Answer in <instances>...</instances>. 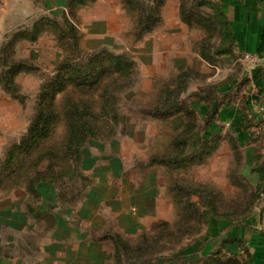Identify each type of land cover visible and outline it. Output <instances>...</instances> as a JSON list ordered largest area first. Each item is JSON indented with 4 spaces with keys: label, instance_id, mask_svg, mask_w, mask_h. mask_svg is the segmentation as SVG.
Here are the masks:
<instances>
[{
    "label": "rangeland",
    "instance_id": "rangeland-1",
    "mask_svg": "<svg viewBox=\"0 0 264 264\" xmlns=\"http://www.w3.org/2000/svg\"><path fill=\"white\" fill-rule=\"evenodd\" d=\"M184 1L193 13L191 22L185 24L193 37V51L199 57L194 56L191 67L167 69L163 75L150 81H142L136 58L140 49L137 42L141 40L136 39L134 34L137 11L126 9L123 14L116 15L119 22L113 26L117 32L122 25V35L108 40L110 47L99 48L132 57L136 64L134 83L118 94L119 124L112 131L103 128L100 135L86 142L84 148L90 153L91 144H105L119 134H135L138 131L136 135L140 146L132 158H136L135 163L139 161L140 166H145L140 163H144L142 161H146L152 153L166 159L177 157L175 165H160L164 177L163 195L166 197L161 205L163 218L139 234L127 237L130 247L144 241L141 239L143 234L150 236L156 233V224L167 223L166 228L172 235L163 237L158 247L167 250V257L182 250L185 256L186 249L196 240L200 241L210 232H218L215 239H221L214 250L221 248L220 252L208 258L198 256L194 263L251 264L247 250L237 254L226 249L228 244L242 241L226 235L250 218L254 221L253 231H264V67L260 66L261 70L252 74V67L263 65V61L258 54L239 50L232 34L233 41H226L214 30L218 10L213 6L216 3L230 23L224 0ZM201 1L204 5L200 6ZM69 2L34 0V11L17 15L15 22H10L9 15L0 11L2 196L15 185L23 187L24 183L34 179H51L54 177L51 168L55 175L57 172L65 175V179L58 178L63 188H67V193H72V181H75L74 188L77 190L84 180L79 171L73 175L71 161L62 162L68 131V118L62 111L50 136L29 150L24 143L37 113L43 86L54 77L64 59L68 57L74 61L77 58V49L72 47L73 36L77 37L85 53L95 50L92 46L96 40L89 35L94 26L99 25L90 14L89 6L92 4L77 10V17L73 19L77 31H72L65 20V16L73 18L69 13ZM34 28L35 39H14L16 34ZM219 47L226 51L217 55L215 48ZM202 50L213 58L209 61L203 59L200 55ZM18 62H24L27 68L15 72L14 64ZM184 72L187 75L180 77ZM253 79L254 83L258 80L262 83L255 84L262 89H257L254 94ZM64 99L65 91L56 95L57 107L62 108ZM175 100L183 109L181 114L172 120L173 116H170L160 124L146 126L147 136H144L141 132L143 121L152 118L146 114L147 109L154 105H171ZM93 109L100 113L98 106L93 105ZM130 120L135 121V125ZM100 123L103 124L102 121ZM182 139L186 140L183 142ZM71 176H74L73 180ZM2 234L6 238L7 233L3 229ZM152 253L146 257H157ZM184 256L176 261L181 262ZM125 260L124 264H127Z\"/></svg>",
    "mask_w": 264,
    "mask_h": 264
},
{
    "label": "crops",
    "instance_id": "crops-1",
    "mask_svg": "<svg viewBox=\"0 0 264 264\" xmlns=\"http://www.w3.org/2000/svg\"><path fill=\"white\" fill-rule=\"evenodd\" d=\"M179 4L178 0H165L161 22L137 42L142 81L161 76L167 69L191 67L194 56L199 57L193 51L187 25L180 20ZM34 6V0H0V11L9 15L10 22L23 12H33ZM89 7L99 25L89 35L96 40L93 50L110 47L108 40L118 38L123 30L119 25L116 32L113 26L119 22L116 15L126 9L121 0H95ZM224 9L238 49L258 54L263 61V65L252 67V74L258 72L260 66L264 67V0H224ZM255 84L262 83L252 80L253 94L262 89ZM130 122L135 125V121ZM162 122L144 119L141 132L147 136L146 126ZM137 133L119 134L105 144H91L90 153L84 148L79 166L84 180L77 190L75 181L71 182L72 193L65 192L67 188L61 182L39 183L36 196L24 186L12 188L3 196L0 192V264H112L114 247L111 240L102 238L105 233L130 237L162 219L161 205L166 200L162 167L140 166L139 161L134 162L136 158L132 160L140 146ZM253 222L252 218L246 220L226 236L242 240L251 264L252 259L253 264H264V231H253ZM217 233L210 232L192 243L181 262L170 260L166 264H194L195 258L210 253L219 244ZM237 241L226 249L244 252Z\"/></svg>",
    "mask_w": 264,
    "mask_h": 264
},
{
    "label": "trees",
    "instance_id": "trees-1",
    "mask_svg": "<svg viewBox=\"0 0 264 264\" xmlns=\"http://www.w3.org/2000/svg\"><path fill=\"white\" fill-rule=\"evenodd\" d=\"M95 2V0H70L68 3L69 13L72 19L65 16L71 30H75L77 25L75 18L77 17V10L81 6H87ZM165 0H122V5L127 11H137L138 20L135 26L136 39H142L146 33L154 30V28L161 22L162 7ZM199 5H204L201 1ZM218 10L216 21L213 23L214 30H217L222 39L226 41H233L230 33V23L219 4L213 6ZM192 12L189 11L188 5L182 0L179 4L180 20L189 24L192 20ZM37 29V28H36ZM32 35H29L30 32ZM35 28L26 30L17 37L36 38ZM74 41L72 47L77 49V58L72 61L66 58L59 64L57 72L52 79H50L42 88L40 94V101L38 104L37 113L30 126L29 133L25 137L24 143L27 150L36 147L43 139L50 136L58 123L61 111L68 118V131L65 139L66 151L64 153L63 161H71L73 169L78 172L79 166L82 161L84 153V146L86 142L95 139L100 135V131L104 128H109L110 131L114 129L115 125L120 122L121 115L118 113V94L130 87L134 83L135 61L132 57L125 53H115L107 48H101L92 52L85 53L79 46L78 39L73 36ZM223 49V50H222ZM225 48H215V54L225 52ZM203 59L209 61L213 58L210 54L200 51ZM24 62L14 64L15 72L24 70ZM187 74L181 73L180 77ZM71 87V89L69 88ZM69 88V90H68ZM185 89V88H184ZM65 91V99L62 108L57 107L55 97L59 92ZM93 105L99 107L100 113L94 112ZM182 107L175 100L171 105H154L147 109L146 114L149 117L156 119H165L166 117L176 116L181 114ZM188 112V111H187ZM86 115L89 117H86ZM102 121V125L100 123ZM182 139L181 141H185ZM177 143V140H174ZM34 147V148H35ZM156 154L152 153L148 158L145 166L164 165L170 167L177 163V157L170 159L159 158ZM51 168V167H50ZM51 174L54 176L51 179H34L24 183V187L33 194L37 195V186L42 182H55L59 183V178L62 179L60 172L54 174V169L51 168ZM53 171V172H52ZM57 178V179H56ZM17 185L11 187L15 188ZM167 223H158L154 227L152 235L148 236L143 234L141 243L135 247H130L127 237L118 232H107L102 238L109 239L113 243L114 253L112 264H166L170 260H177L184 256V250L179 253L169 255L167 257L160 245V240L172 235V232L166 228ZM234 240V239H233ZM241 242V241H240ZM244 251L246 246L240 243ZM218 248L201 257H213L220 251ZM157 254V257H146L147 254ZM124 258V259H123ZM183 258H181L182 260ZM197 264V263H194Z\"/></svg>",
    "mask_w": 264,
    "mask_h": 264
},
{
    "label": "water",
    "instance_id": "water-1",
    "mask_svg": "<svg viewBox=\"0 0 264 264\" xmlns=\"http://www.w3.org/2000/svg\"><path fill=\"white\" fill-rule=\"evenodd\" d=\"M261 213H262V211H261Z\"/></svg>",
    "mask_w": 264,
    "mask_h": 264
}]
</instances>
